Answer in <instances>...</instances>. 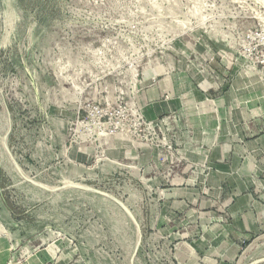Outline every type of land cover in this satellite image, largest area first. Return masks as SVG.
I'll return each instance as SVG.
<instances>
[{
	"label": "rangeland",
	"instance_id": "rangeland-1",
	"mask_svg": "<svg viewBox=\"0 0 264 264\" xmlns=\"http://www.w3.org/2000/svg\"><path fill=\"white\" fill-rule=\"evenodd\" d=\"M0 264H264V0H0Z\"/></svg>",
	"mask_w": 264,
	"mask_h": 264
},
{
	"label": "bare ground",
	"instance_id": "bare-ground-1",
	"mask_svg": "<svg viewBox=\"0 0 264 264\" xmlns=\"http://www.w3.org/2000/svg\"><path fill=\"white\" fill-rule=\"evenodd\" d=\"M198 7H199V6H198ZM170 8H171V6H170ZM170 8H169V9H170ZM171 9H172V8H171ZM192 10H193V8H192ZM192 10H190V11H192ZM171 11H172V10H171ZM201 11H202V10H201ZM169 12H170V10H169ZM169 12H168V13H169ZM172 13H173V12H172ZM172 13H171V15L174 14V13H173V14H172ZM190 13H191V12H190ZM200 13H201V12H200ZM171 15H169V16H171ZM191 15H196L195 17H197V15H199V8H198V9H197V8H194V10L192 11ZM199 16L201 17V15H199Z\"/></svg>",
	"mask_w": 264,
	"mask_h": 264
}]
</instances>
